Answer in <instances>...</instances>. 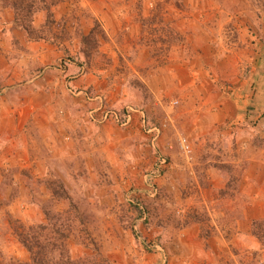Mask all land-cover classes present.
<instances>
[{
    "label": "rangeland",
    "instance_id": "rangeland-1",
    "mask_svg": "<svg viewBox=\"0 0 264 264\" xmlns=\"http://www.w3.org/2000/svg\"><path fill=\"white\" fill-rule=\"evenodd\" d=\"M42 1L0 0V264H264V0Z\"/></svg>",
    "mask_w": 264,
    "mask_h": 264
},
{
    "label": "trees",
    "instance_id": "trees-1",
    "mask_svg": "<svg viewBox=\"0 0 264 264\" xmlns=\"http://www.w3.org/2000/svg\"><path fill=\"white\" fill-rule=\"evenodd\" d=\"M36 1L34 0H10V7L14 9L15 12L20 11L21 13H16V18L18 21H22L24 25H27L28 23H31L33 19L32 16H34L35 12L40 9V10H44L47 13L50 12V5L46 2L44 3L42 0H39L35 3ZM41 3V4H40ZM36 4L38 6L39 4V8L37 10H35L36 8ZM50 14V13H49ZM89 38V36H84L82 38V43H85L86 40ZM262 222L258 221L256 222L257 225H261ZM41 230L43 229V226L40 228ZM18 237H20V242L25 246L28 247L27 242L24 240V236L19 232L17 234ZM33 253H35V255L37 256L39 253L37 252V250L33 251ZM35 259V258H34ZM41 259L38 258L37 262H39ZM38 264V263H36Z\"/></svg>",
    "mask_w": 264,
    "mask_h": 264
},
{
    "label": "built area",
    "instance_id": "built-area-1",
    "mask_svg": "<svg viewBox=\"0 0 264 264\" xmlns=\"http://www.w3.org/2000/svg\"><path fill=\"white\" fill-rule=\"evenodd\" d=\"M130 111L133 112L134 109L129 108V109L127 110V113H126V118H127V119H128V116L130 115V114H129ZM137 112H140V114H141V116H142V119H143V121H144V120H145V114H144V112H143L142 110H141V111H138V110H137ZM108 116H109V117H108ZM108 118H114V120H118L119 117H118V115H117V113H116L115 111L104 110V111H103V114H102V119H103V120H106V119H108ZM144 122H145V121H144ZM146 129H147V131L151 132V131L155 130L156 128L151 126L150 128H147V127H146ZM182 146H184V144H182ZM184 147H185V146H184ZM164 165H165V159H162L160 162L157 163V167H156L154 173L156 174V173H159V171L163 170V166H164Z\"/></svg>",
    "mask_w": 264,
    "mask_h": 264
},
{
    "label": "crops",
    "instance_id": "crops-1",
    "mask_svg": "<svg viewBox=\"0 0 264 264\" xmlns=\"http://www.w3.org/2000/svg\"><path fill=\"white\" fill-rule=\"evenodd\" d=\"M139 110H141V109H139ZM143 111V110H142ZM146 112H144V114H145ZM133 116H132V122L130 123L129 122V120H130V115L128 116V119H126V117L124 118V120H125V122L124 123H121L122 125H125L127 122L128 123H130V124H132V127H134V126H140V124L144 127V128H146V126H145V124H142V123H144V121H143V119H142V116H141V114H140V112H137V110L135 111V113H133L132 114ZM147 115V114H146ZM126 116V115H125Z\"/></svg>",
    "mask_w": 264,
    "mask_h": 264
}]
</instances>
